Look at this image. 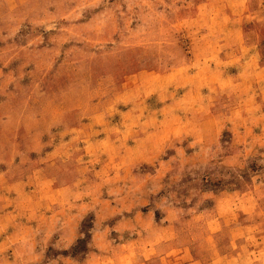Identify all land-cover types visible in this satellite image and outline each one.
I'll return each instance as SVG.
<instances>
[{
	"label": "rangeland",
	"instance_id": "obj_1",
	"mask_svg": "<svg viewBox=\"0 0 264 264\" xmlns=\"http://www.w3.org/2000/svg\"><path fill=\"white\" fill-rule=\"evenodd\" d=\"M0 264H264V0H0Z\"/></svg>",
	"mask_w": 264,
	"mask_h": 264
},
{
	"label": "trees",
	"instance_id": "obj_2",
	"mask_svg": "<svg viewBox=\"0 0 264 264\" xmlns=\"http://www.w3.org/2000/svg\"><path fill=\"white\" fill-rule=\"evenodd\" d=\"M80 241H81V239H80ZM82 243V241L80 242V243H78L77 245H80ZM77 245H75V247L77 246ZM78 247V246H77ZM77 249V248H76Z\"/></svg>",
	"mask_w": 264,
	"mask_h": 264
}]
</instances>
